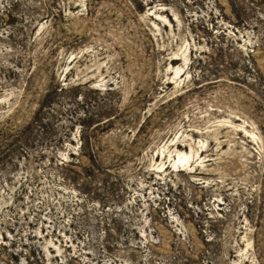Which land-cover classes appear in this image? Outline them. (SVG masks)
<instances>
[{"label":"rangeland","instance_id":"rangeland-1","mask_svg":"<svg viewBox=\"0 0 264 264\" xmlns=\"http://www.w3.org/2000/svg\"><path fill=\"white\" fill-rule=\"evenodd\" d=\"M0 242L264 264V0H0Z\"/></svg>","mask_w":264,"mask_h":264},{"label":"bare ground","instance_id":"bare-ground-1","mask_svg":"<svg viewBox=\"0 0 264 264\" xmlns=\"http://www.w3.org/2000/svg\"><path fill=\"white\" fill-rule=\"evenodd\" d=\"M180 70L181 69L177 68L175 74L178 75ZM246 132H248V131H246ZM251 135L253 136L254 140H256V141H259L260 140V137L259 136H256L257 134L254 135V133H251ZM173 141H174V139H172L171 141H169V143H172ZM177 148H176V150L174 152L175 155L173 157V164L174 165H177V164L180 165V164H182V166H184L186 169H192L193 168L192 165L194 164L193 162L195 161V156L198 155V153H196V151L194 152L193 149H191L188 152V151H185L183 149H177ZM196 160H197V158H196ZM177 167H179V166H177ZM50 243L52 244V242H50ZM46 250L48 252V249L47 248H46ZM58 250H60V249L58 248Z\"/></svg>","mask_w":264,"mask_h":264},{"label":"built area","instance_id":"built-area-1","mask_svg":"<svg viewBox=\"0 0 264 264\" xmlns=\"http://www.w3.org/2000/svg\"><path fill=\"white\" fill-rule=\"evenodd\" d=\"M2 239V238H1ZM3 244L5 243V241L4 242H2ZM1 242H0V244H2ZM5 245V244H4Z\"/></svg>","mask_w":264,"mask_h":264}]
</instances>
